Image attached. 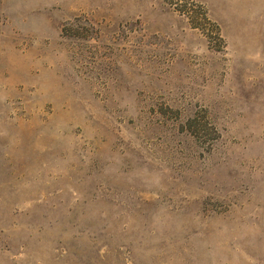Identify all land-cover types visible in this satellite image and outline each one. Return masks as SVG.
Listing matches in <instances>:
<instances>
[{
  "label": "rangeland",
  "instance_id": "1",
  "mask_svg": "<svg viewBox=\"0 0 264 264\" xmlns=\"http://www.w3.org/2000/svg\"><path fill=\"white\" fill-rule=\"evenodd\" d=\"M0 264H264V0H0Z\"/></svg>",
  "mask_w": 264,
  "mask_h": 264
}]
</instances>
